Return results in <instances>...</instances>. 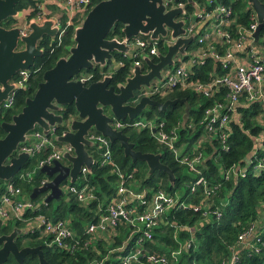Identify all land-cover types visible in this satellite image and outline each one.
Returning <instances> with one entry per match:
<instances>
[{"label":"trees","instance_id":"obj_1","mask_svg":"<svg viewBox=\"0 0 264 264\" xmlns=\"http://www.w3.org/2000/svg\"><path fill=\"white\" fill-rule=\"evenodd\" d=\"M39 0H20L15 5V10L26 7H34ZM98 0H90V6ZM264 2V0H259ZM220 3L228 6L231 15L235 17L236 24L247 26L250 22L248 7H245V0H219ZM187 11H191L186 6ZM34 14L30 12L27 18ZM14 19L9 17L0 23L3 27H11ZM235 26L230 27L229 32L235 34ZM264 31V28L261 32ZM121 24L115 22L106 35L107 38H120ZM72 27H68L59 42L56 38L49 39L43 37L38 42L37 47L42 49V55L34 58L30 77L27 81V88L16 89L13 92V101L10 109L0 120L9 118V114L17 113L24 104L25 97H31L36 89L37 83L41 81L42 72L50 68L59 57L68 54V48L72 42ZM139 38H144L139 36ZM220 49L225 46L224 40L218 39ZM157 51L164 53L165 49L158 44ZM113 60L120 61L121 65L108 71L107 66L99 68L94 66L91 69L83 70L82 73L90 74L89 82L98 80L102 74L110 72V83L116 87L118 83L124 81L128 74V68L132 59L122 57L120 53L112 52ZM151 61L157 60L156 56H150ZM139 60V57L135 58ZM134 60V58H133ZM107 61V65H110ZM145 67L143 66V70ZM191 80L202 83L212 80L214 75L223 71L210 57H205L200 65H193L191 68ZM264 89V88H263ZM163 96L155 95L151 98L163 102L166 99H185L190 106L189 118L185 124L181 125V114L183 105L174 104L166 107L163 112H157L155 108H149L144 116L150 117L152 114L158 116V121H163L164 131L176 129L177 140L174 145L180 148L184 145L189 151L191 142L201 132L202 126L198 123L202 112L207 107L221 103L224 100L226 89L218 87L211 96L196 94L188 89L172 87L163 90ZM236 115H233L222 128L226 133V149H222L218 139L210 137L201 144V159L197 165L190 169L186 164L179 162V157H174L168 148L158 143L150 134L148 128L135 130L129 127L122 128L121 131L128 137V141L133 144V150L148 153H160L159 161L166 165L174 175L173 183L169 184L166 174L155 171L147 174V168L143 162H131L122 153L117 142L109 143L111 155L117 168L123 173L131 172L130 183L137 190H146V195L156 189H162L174 196L178 201H183L181 208H172L163 215L161 221L154 228L149 240L143 241L145 251L155 252L158 255L166 256L169 260L171 251H179L175 258L176 264H221L229 260L233 248L237 246V238L245 230L258 221L259 211L264 204V137L260 135L264 132V96L260 101H246L240 97L235 106ZM74 114L73 105L64 107V117ZM143 114V113H142ZM195 124L194 129L187 128V124ZM60 128L55 133L60 132ZM3 131L0 128V137ZM95 147V146H94ZM93 150L94 163L84 174L76 175L75 183L86 182L91 188L93 198L87 203H79L71 196H61L53 206L51 201L38 205L36 213L43 214L49 219L67 218L71 227L80 233L87 222L95 220V211L98 206L104 204L114 194L116 185V175L111 171V165H101L97 157V149ZM249 162V164L247 163ZM261 162L257 170L252 169V165ZM244 170V174L236 173L235 169ZM126 175V174H125ZM201 177L205 184H196L194 190L190 192L191 185ZM41 176L34 177L28 183H21V192L28 196L30 185H37ZM126 178V177H125ZM1 182V181H0ZM180 195L176 196V194ZM32 200H35L32 199ZM196 208V209H194ZM218 213V217H216ZM33 214V213H32ZM30 214V215H32ZM29 215L26 213L25 216ZM120 232L126 227L119 225ZM10 231L7 226H0V234H7ZM176 232V233H175ZM176 235V237H174ZM29 239L28 245H39L42 257L47 264H118L112 257L118 251H109L120 244L118 238L112 241L98 240L96 245L85 250H77L72 253H65L54 248L47 247L41 239H37L33 234L20 235L15 239L17 247L23 246L21 239ZM26 245V244H24ZM254 245V246H252ZM255 249V250H254ZM238 264H264V219L257 223L254 237L249 241V245L238 246ZM142 259V257H140ZM4 264H17L11 256H8ZM20 264H38L35 255H26Z\"/></svg>","mask_w":264,"mask_h":264},{"label":"built area","instance_id":"obj_2","mask_svg":"<svg viewBox=\"0 0 264 264\" xmlns=\"http://www.w3.org/2000/svg\"><path fill=\"white\" fill-rule=\"evenodd\" d=\"M194 2L197 11L186 4L184 0L165 5L166 8L180 7L183 9V14L176 18L183 21L184 34L179 36L181 38L193 36L185 48L186 58H183L178 52L175 53L172 57L173 65L160 71L162 80L159 81V85L154 84V81L143 91L150 97L163 96L164 89L178 87L191 90L196 94L211 96L220 86L226 89L223 102L215 103L203 110L198 122L202 126V130L191 142L189 151L185 150L184 145L180 148L174 145L178 138L176 129L164 131L161 120L151 123L139 118L130 121L112 119L110 123L115 130L125 127L135 130L148 128L151 131V136L158 143L165 145L174 157H179V162L186 164L190 169L199 163L201 154H203L201 144L206 139L214 137L219 140L222 149L227 148L225 145L227 133L222 128L233 115H236L235 106L240 97L243 96L246 101H260L264 96V40L260 41L261 31L256 39L253 37L257 26L254 13L248 9L250 22L247 26H240L236 24L230 8L220 3L219 0H194ZM186 6H189L191 11H187ZM90 7V0H56L55 9L59 11L57 15L50 16L49 11H43L40 5L30 9V12H34L32 18L37 22L46 18L53 20V26L57 27L55 38L59 42L68 27H72L73 30L75 25L80 24ZM233 26H235L234 35L229 32L230 27ZM20 33H27L26 22L21 26ZM139 36L142 35L133 37L128 42L131 46L129 56L134 58L133 64H140L142 56L149 59H151L150 56H156L158 44L163 46L164 42L166 45L171 42L168 37L166 40L165 38L151 40L147 36H143L144 38H139ZM218 39L224 40L226 47L220 49L217 46ZM191 44L197 48H189ZM136 57H139V60H136ZM205 57H210L216 63L218 62V67L223 72L214 75L212 80L206 83L191 80L192 66L202 64ZM168 68H172V70L166 71ZM164 72L166 73L163 74ZM89 76V74L80 73L78 79L85 81ZM25 79L26 70L18 71L14 85L21 88ZM13 92L6 100L2 101V107L5 108L11 104ZM194 126L195 124L192 122L187 124L189 129H194ZM25 136V141L17 146L16 151L26 152L29 157L34 156V168L32 167L29 172L24 166L11 179L1 181L0 226H7L8 223H11L12 226L18 224L23 228L22 235L33 234L37 239H41L45 246L65 253L93 248L98 240L110 242L113 238H118L120 244L109 250L121 252L112 257L118 264H176L174 260L179 253L178 250L170 252L171 260H169L166 256L145 251L143 241L151 238L154 228L162 220L163 215L172 208H181L184 205L183 201H178L176 197L162 189H156L146 195V190H137V186L133 187L130 183L132 173H123L117 168L107 138L90 129L85 137L95 143L98 154H100L98 158L100 164L111 165V171L116 175V185L112 197L98 206L94 213L95 220L87 222L78 234L71 227L67 218L49 219L43 214L36 213V210L39 209L38 205L46 204L42 201L43 197L41 201L32 200L21 192L20 187L21 183L30 182L34 178V171L42 165H52L55 160L68 165L62 159L61 153L66 151L73 155L72 148L65 143L57 144L54 141L53 132L45 135L38 127L27 132ZM260 137H264V132ZM247 163L249 164L248 161ZM260 166H262L261 162H256L255 165H252V169L257 170ZM86 172V168L81 166L79 172L81 180H84ZM234 172L235 175L236 173L244 174V170L240 168L235 169ZM76 179L72 183L66 181L59 186L62 191L61 196L67 194L75 201L85 204L93 198L91 188L84 181L75 183ZM47 181L49 178L42 176L35 186H41ZM196 184L204 185L205 181L198 177L191 185L190 192L194 190ZM26 213L29 215L25 216ZM218 216L216 213V217ZM119 225H124L126 229L120 232ZM254 234V226L241 233L229 260L221 264H238L237 247L248 246L249 242L244 243V241L246 238L252 239Z\"/></svg>","mask_w":264,"mask_h":264},{"label":"water","instance_id":"obj_3","mask_svg":"<svg viewBox=\"0 0 264 264\" xmlns=\"http://www.w3.org/2000/svg\"><path fill=\"white\" fill-rule=\"evenodd\" d=\"M19 1L0 0V23L9 17L14 19L11 27L0 25V109L2 101L12 91L20 89L10 83L12 76L20 70H29L34 58L42 55V49L37 47L38 42L43 37L52 40L57 33L52 19L37 22L24 16L27 33L21 34V27L15 24L18 13L15 5ZM177 1L179 0H98L88 9L81 23L72 30L73 44L68 48L67 56L59 57L50 68L42 72L41 81L37 83L32 96L24 99L23 106L10 116L9 122H0L4 133L0 137V181L11 179L25 166L29 154L17 152V146L25 141L27 132L38 127L45 135L53 132L54 141L57 144H68L73 155L63 151L61 157L68 165L55 160L52 165H42L34 171V175L43 174L49 181L41 186H34L28 195L30 199L46 193L43 202L58 201L62 195L59 186L66 181L72 183L81 166L87 171L90 169L95 162L87 151V148L95 146V143L85 137L90 129L107 138L109 143L117 142L123 155L131 162H143L148 175L161 171L166 174L169 184L173 183L174 175L159 161L160 153L133 150L128 137L121 130L113 129L110 123L112 119H137L146 107L163 112L166 107L176 103L183 105L181 125L189 118L190 106L185 99L158 102L143 93L154 81L162 80L160 71L173 65L172 57L175 53L186 58L185 48L193 35L181 38L179 35L184 34L183 21L176 19L184 11L180 7L165 6ZM184 1L197 11L194 0ZM245 1L257 21L253 33L256 39L264 28V2ZM115 22L121 24L122 36L107 38L106 35ZM138 35L147 36L151 40L168 37L171 42L166 45L164 53L156 52L155 62L142 56L140 64H133L128 42ZM112 52L132 59L123 82L116 87L109 85L110 72L102 74L93 82H89L91 76L85 81L78 79L83 70L94 66H107L108 71L120 66V61L113 60ZM107 61L111 62L110 65H107ZM70 104L73 105L74 114L64 117V107ZM106 110L109 111L108 114ZM57 128L61 129L58 134L55 133ZM22 232L23 228L13 225L7 234H0V264H4L8 256L20 264L26 255H35L38 264H47L39 245L17 247L15 239Z\"/></svg>","mask_w":264,"mask_h":264},{"label":"rangeland","instance_id":"obj_4","mask_svg":"<svg viewBox=\"0 0 264 264\" xmlns=\"http://www.w3.org/2000/svg\"><path fill=\"white\" fill-rule=\"evenodd\" d=\"M40 5V8L43 10V11H45V10H48L49 11V15L50 16H54V15H57L58 13H59V11H58V9H55V8H51V7H48V6H45L43 3H41V2H37L36 3V5ZM171 4H173V2H171ZM245 7H248V4L246 3V5H245ZM35 8V6L34 7H26V8H22V9H24V11H21L22 9H20V10H18V13H17V17H20L21 15H22V13H27L26 15H25V18L27 19V15H28V13H30V9H34ZM26 10V11H25ZM33 12V11H32ZM33 14H34V12H33ZM82 21V20H81ZM81 23V22H80ZM76 26V25H75ZM167 38H165V40H166ZM262 40H264V31L263 32H261V34H260V41H262ZM163 47H164V49H165V47H166V43L164 42V44H163ZM192 47H194V45L193 44H191L190 46H189V48H192ZM194 48H197V46L196 47H194ZM185 65H187V63H185ZM172 70V68H168L166 71H171ZM166 72H164L163 74H165ZM159 81H155V83L154 84H156L157 86L159 85ZM148 108L146 107L144 110H143V114H141V115H139L138 117H139V119L140 120H143V121H149V122H151V123H155L156 122V120L158 119V116H156L155 114H152L149 118L148 117H146V116H144V113H146V112H148ZM106 113L108 114L109 113V111L108 110H106ZM93 148H95V149H97L96 147H93ZM93 148H91V149H93ZM88 151V150H87ZM97 157H100V154H97ZM34 163H35V157L34 156H31V157H29L28 158V161H27V163L25 164V169L26 170H28L29 172H31V168L33 167L34 168ZM43 175V174H42ZM42 175H39V176H41L42 177ZM38 175H34V177H37ZM1 183V182H0ZM35 185L32 183L31 185H30V190L34 187ZM45 194L46 193H43V194H39V195H37L36 197H35V199H36V201H41V198L43 197V196H45ZM29 195V194H28ZM51 204L54 206L55 204H56V201L55 200H53V201H51ZM11 226H12V224L11 223H8L7 224V227H8V229H10L11 228ZM29 242H31V240H29V239H21V244L22 245H24V244H26V245H28L29 244Z\"/></svg>","mask_w":264,"mask_h":264},{"label":"crops","instance_id":"obj_5","mask_svg":"<svg viewBox=\"0 0 264 264\" xmlns=\"http://www.w3.org/2000/svg\"><path fill=\"white\" fill-rule=\"evenodd\" d=\"M39 2H41V3H43L45 6H48V7H51V8H55L56 7V0H39ZM38 5V4H37ZM22 11H24V9H22ZM26 11V10H25ZM27 13H22V15L20 16V17H17V15H16V17H15V19L17 20L16 22H15V24H18V26H22V25H24V23L26 22V20H24L25 18H24V16L26 15ZM88 153L93 157V150H88ZM180 191H179V194H176V196H178V195H180ZM261 219H264V204L261 206V209H260V211H259V216H258V218H257V220L256 221H260ZM258 222H256L255 224H254V232H255V230L257 229V223ZM14 226H16V227H18V228H22V227H20V225H18V224H15ZM252 239H250V238H246L245 239V241H244V243H247V242H249V241H251Z\"/></svg>","mask_w":264,"mask_h":264},{"label":"flooded vegetation","instance_id":"obj_6","mask_svg":"<svg viewBox=\"0 0 264 264\" xmlns=\"http://www.w3.org/2000/svg\"><path fill=\"white\" fill-rule=\"evenodd\" d=\"M32 18V17H31ZM30 73H31V71L30 70H26V81H25V83H24V85L20 88V89H25V88H27V81H28V78L30 77ZM17 78V73L15 74V76H12V78H11V80H10V83L11 84H15L14 83V81H15V79ZM9 97V95L7 96V98ZM26 98V97H25ZM12 101H13V99H12ZM12 101H11V104L9 105V106H7V107H2L1 106V109H0V118H2L3 117V115L6 113V109H10L11 108V106H12ZM3 103V102H2ZM15 114V113H14ZM12 114H9V118L8 119H5V120H0V122L1 121H6V122H9L10 121V116H11ZM4 134V133H3ZM37 259V258H36Z\"/></svg>","mask_w":264,"mask_h":264}]
</instances>
